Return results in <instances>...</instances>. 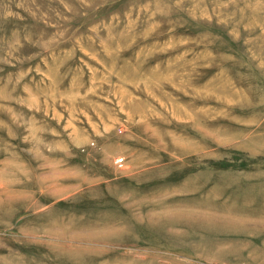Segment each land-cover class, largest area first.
<instances>
[{
	"label": "rangeland",
	"instance_id": "rangeland-1",
	"mask_svg": "<svg viewBox=\"0 0 264 264\" xmlns=\"http://www.w3.org/2000/svg\"><path fill=\"white\" fill-rule=\"evenodd\" d=\"M0 200V264H263L264 0H0Z\"/></svg>",
	"mask_w": 264,
	"mask_h": 264
},
{
	"label": "bare ground",
	"instance_id": "bare-ground-1",
	"mask_svg": "<svg viewBox=\"0 0 264 264\" xmlns=\"http://www.w3.org/2000/svg\"><path fill=\"white\" fill-rule=\"evenodd\" d=\"M63 3V2H62ZM65 5V4H64ZM206 7V6H205ZM34 17V16H33ZM114 44V43H113ZM115 46V45H114ZM160 69V68H159ZM160 75V74H159ZM161 76H162V74H161ZM162 78V77H161ZM53 112V111H52ZM177 113V112H176ZM176 115V114H175ZM144 119V118H143ZM157 136V135H156ZM176 145V144H175ZM165 150V149H164ZM164 153H166V152H164ZM160 154V153H159ZM157 156H160V155H157ZM143 159H145V158H143ZM173 159V158H172ZM150 160V159H149ZM152 160V159H151ZM174 161V160H173ZM152 162V161H151ZM174 166V165H173ZM54 170V169H53ZM68 170V169H67ZM159 170V169H158ZM148 171V170H147ZM165 171V170H164ZM149 173V172H148ZM166 173V172H165ZM144 174V173H143ZM158 174H159V172H158ZM161 174V173H160ZM50 175H52V174H50ZM162 175H164V174H162ZM46 177V176H45ZM55 177V176H54ZM47 178H48V175H47ZM55 178H57V177H55ZM144 178V177H143ZM52 179V178H51ZM50 179V180H51ZM62 179V178H61ZM44 180V179H43ZM46 180H48V179H46ZM52 183V182H51ZM20 184V183H19ZM48 184V183H47ZM55 184H56V182H55ZM54 184V185H55ZM56 185H58V184H56ZM8 186V185H7ZM23 186V185H22ZM45 186V185H44ZM59 186V185H58ZM58 186H57V188H58ZM64 186V185H63ZM71 186V185H70ZM69 186V187H70ZM24 187V186H23ZM60 187V186H59ZM67 187V186H66ZM9 189V188H8ZM59 189V188H58ZM10 190V189H9ZM13 190V189H12ZM16 190V189H15ZM167 191V190H166ZM8 193V192H7ZM121 193V192H120ZM129 193V192H128ZM159 193V192H158ZM118 194V193H117ZM125 194V193H124ZM163 194H166V193H163ZM193 194V193H192ZM121 195V194H120ZM123 195V194H122ZM170 195V194H169ZM126 196V195H125ZM64 197V196H63ZM123 199V198H122ZM151 199V198H150ZM154 199V198H153ZM153 199H152V201H153ZM207 199V198H206ZM145 200V199H144ZM160 200V199H159ZM1 201V200H0ZM151 201V200H150ZM151 203V202H150ZM159 203H161V202H159ZM1 204H2V201H1ZM5 204V203H4ZM10 204V203H9ZM146 204V203H145ZM152 204V203H151ZM174 204V203H173ZM176 204V203H175ZM152 206H153V204H152ZM157 206V205H156ZM176 207H178L177 209H179L180 207L179 206H176ZM176 207H174V208H176ZM217 207V206H216ZM169 208V207H168ZM173 208V209H174ZM181 209V208H180ZM4 210V209H3ZM1 211V210H0ZM200 211V210H199ZM204 211V210H203ZM165 212H167V211H165ZM208 212V211H207ZM210 212V211H209ZM153 213H154V211H153ZM156 213V212H155ZM158 213V212H157ZM211 213V212H210ZM172 214V213H171ZM187 214H189V213H187ZM187 214H185V216H187ZM216 214H218V213H216ZM156 215V214H155ZM177 215H179V214H177ZM182 215V214H181ZM194 215V214H193ZM204 215V214H203ZM207 215V214H206ZM206 215H204L205 217H206ZM152 215H150V217H151ZM184 216V215H183ZM211 216V215H210ZM220 216H223L222 214L220 215ZM154 217V216H153ZM163 217V216H162ZM190 217H192V216H190ZM225 217V216H224ZM157 218V217H156ZM158 218H161V217H158ZM195 218V217H194ZM209 218V217H208ZM148 219H150L149 217H148ZM202 219H204V218H202ZM217 219V218H216ZM151 220V219H150ZM154 220V219H153ZM219 220V219H218ZM221 220V219H220ZM222 220H224V219H222ZM238 220V219H237ZM207 220H205L204 222H206ZM213 221V220H212ZM226 221V220H225ZM230 221V220H229ZM253 221V220H252ZM264 221V220H263ZM218 222V221H217ZM233 222H235V221H233ZM227 223V222H226ZM229 223V222H228ZM227 223V224H228ZM232 223V222H231ZM240 223V222H239ZM245 223V222H244ZM247 223V222H246ZM205 224H208V222L207 223H205ZM234 224V223H233ZM243 224V223H242ZM255 224V223H254ZM259 224H261V223H259ZM253 225V224H252ZM213 226V225H212ZM244 226H246V225H244ZM258 227V226H257ZM261 227V226H260ZM102 228V227H101ZM245 228V227H244ZM99 229V228H98ZM118 229V228H117ZM152 229V228H151ZM246 229V228H245ZM102 230V229H101ZM180 230V229H179ZM108 231H110V230H108ZM151 231V230H150ZM99 232V231H98ZM104 232V231H103ZM106 232V231H105ZM151 232H149V234H150ZM92 234V233H91ZM95 234V233H94ZM97 234V233H96ZM100 234V233H99ZM103 234H105V233H103ZM227 235V234H226ZM231 235H233V234H231ZM231 235H228V236H231ZM90 236V235H89ZM234 236V235H233ZM242 236H243V234H242ZM91 237V236H90ZM245 239V238H244ZM89 240V239H88ZM251 240H249L247 243H252V242H250ZM47 243V242H46ZM72 243V242H71ZM91 243V242H90ZM237 243V242H236ZM58 244V243H57ZM94 244V243H93ZM97 244V243H96ZM105 244V243H104ZM48 245H49V243H48ZM249 245V244H248ZM54 246H55V244H54ZM86 246V245H85ZM87 246H88V244H87ZM92 246V245H91ZM95 246V245H94ZM106 246V245H105ZM235 246V245H234ZM73 247V246H72ZM221 247H223V246H221ZM240 247V246H239ZM53 248V247H52ZM84 248V247H83ZM96 248V247H95ZM102 248V247H101ZM225 248V247H224ZM245 248V247H244ZM247 246H246V250H247ZM68 249V248H67ZM241 249V248H240ZM241 250H243V249H241ZM74 251H75V249H74ZM99 251H100V249H99ZM201 251V250H200ZM78 253V252H77ZM221 253V252H220ZM242 253H243V251H242ZM241 253V254H242ZM232 254V253H231ZM236 254V253H235ZM244 254V253H243ZM91 255V254H90ZM233 255H234V253H233ZM257 255V254H256ZM144 256V255H143ZM146 256V255H145ZM237 256V255H236ZM243 256V255H242ZM258 256V255H257ZM254 257H256V256H254ZM141 258V257H140ZM145 258V257H144ZM144 258H142V259H144ZM237 258H238V256H237ZM263 258V257H262ZM108 259V258H107ZM139 259V258H138ZM258 259H259V257H258ZM76 260V259H75ZM74 260V261H75ZM248 260V259H247ZM254 260V259H253ZM252 260V261H253ZM107 262V261H106ZM157 262V261H156ZM162 262V261H161ZM170 262V261H169ZM78 263V262H77ZM168 263V262H167ZM171 263V262H170ZM254 263V262H253ZM252 263V264H253ZM260 263V262H259ZM261 263H262V261H261ZM264 264V263H263Z\"/></svg>",
	"mask_w": 264,
	"mask_h": 264
}]
</instances>
